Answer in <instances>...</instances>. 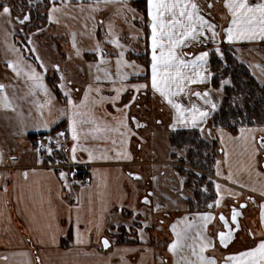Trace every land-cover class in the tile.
<instances>
[{"label": "crops", "instance_id": "obj_1", "mask_svg": "<svg viewBox=\"0 0 264 264\" xmlns=\"http://www.w3.org/2000/svg\"><path fill=\"white\" fill-rule=\"evenodd\" d=\"M194 2L200 7L202 15L218 25L216 31L219 36L212 39L209 32L202 43L188 42L187 46L178 49V54L184 59L190 61L204 51L210 54L212 49L224 44L231 46L237 55L241 52L239 50L241 48L261 46L264 43L259 39L229 43L224 29L231 26V14L224 7L225 0H194ZM250 2L260 3L264 0H250ZM209 4L214 6L209 9L207 7ZM147 11L146 0L147 43L149 57H151V22ZM209 58L203 69H197L207 78L206 82L188 84L182 95L173 98L183 104L185 108L196 105L201 110L208 111V117L205 121L198 122L197 127L185 126L177 122V113L170 106L173 116L171 115L169 131L199 130L202 136L206 137L204 129H207L210 116L213 113L211 104H203L196 95H192L197 99L195 101L191 98L190 92L193 89L213 91L210 86ZM149 65L148 69L151 72V58ZM186 71L192 74V69ZM91 73L92 69L89 68L88 75ZM91 77L93 76L87 77V84L83 87L86 91H83V96H75L72 99L79 105L84 100L89 85H91L92 91L88 93V103L80 111L88 113L96 119L97 123L102 126L106 125L109 129L118 128L120 132L126 133L127 128H129L131 131L132 128L129 126L131 119L134 129L139 130L135 127V116L130 115L129 118V107L118 110L120 114L124 113L122 120L126 117L127 128L121 125L122 120L119 122L118 115L113 120L110 117L106 118V112L117 111L119 105L117 104L118 99L113 101V97L102 94V89H108L110 92L111 89L115 91V89L120 88L123 91L131 90L133 92L135 90L134 85H139L136 84V80L126 79L112 83V81L107 80L92 81ZM149 82L151 85V81ZM71 85L74 86V83ZM102 97L106 99L100 103H94V101H101ZM161 99L164 100L162 97ZM215 104L217 107L219 106L218 103ZM68 111L69 118L65 120V127L69 144L65 154L73 165L86 168L90 174V182L78 186L77 180L68 176L67 185L71 188L69 191V188L64 186L65 181L59 175L63 170H59L54 164H47L46 159L41 163L42 159L35 150H33L35 155L27 160L26 158L22 160L18 156L8 163L3 160L0 163V264H177L181 256H187L195 262L197 258L188 247H185L178 255L169 251L170 245L177 239L176 232L173 231L174 225L177 232L184 233L189 237L184 243L188 245L195 243L197 251H199L200 235H203L205 240L212 241L214 247H209L205 255L215 259L217 264H225L227 256L238 255L253 249L264 240V222L261 220V212L264 211V195L260 194L261 185H264V148H261L259 143L260 138L264 136V131H261L264 129L263 126L240 127L237 134H232L227 129L214 128L213 133L222 149L221 156L214 166L215 202L221 200L219 206L214 204L216 206L215 211L191 212L187 207L182 209L173 194L169 197L170 208H161L160 210L157 208L154 213L150 214L152 221L153 218L157 219V225L152 222L143 230L136 231L133 229L129 231L126 225L130 222V217L140 216L139 212L143 211L145 207L151 209L154 206L159 207V204L163 203V200L157 196L156 190L159 192L158 189L152 190L150 188L149 191H146L145 180L147 179V183L150 185L149 180L154 182L157 177L156 175L151 176L150 179L145 177L143 165L149 163L150 165L165 166L170 165V162L140 160L128 142L124 144L123 148L126 159L117 162L115 158H118L117 154L121 152L116 139H114L117 131L101 132L94 138L91 134L95 129L94 124L82 126L80 144L85 149H91L95 159L89 158L88 151L78 150L76 160L73 161L71 148L74 141L71 139L70 115L72 108L70 105L67 114ZM174 124L175 127H173ZM241 128L256 130L250 134L255 137V144L253 145L251 140L247 141L249 147L254 146L258 149V154L255 155L254 160L250 159L251 153L245 151V142L239 140ZM221 129L223 133H221ZM209 131L211 132V130ZM86 133L88 135H85ZM126 134L128 136V133ZM112 144H116L117 147L114 155L109 149ZM141 149L142 145L139 146L138 150ZM130 153L132 154L130 155ZM103 155H106L108 160L100 159ZM128 156L131 157V160ZM29 160L30 162H28ZM242 162L253 164L251 173L241 170ZM128 165H135L131 167H135L136 170L130 169ZM218 169L220 175H217ZM25 172L28 173L27 178L23 175ZM229 175L232 179L227 178ZM217 184L221 186L219 192L216 189ZM253 187L257 191H252ZM146 198L149 203L144 205ZM241 204L254 208L255 213L251 215L252 228L249 229L246 238L229 255L225 256L224 259L218 258L212 253L218 244V234L212 230L219 220L217 216L222 214L225 207L228 209L238 208ZM204 214H211L215 217L214 220L207 223L206 227L201 219ZM77 232L81 234L83 243H76ZM104 239L109 241L110 246L108 248H104L102 244ZM163 241L164 245L160 244ZM5 257L7 259H4Z\"/></svg>", "mask_w": 264, "mask_h": 264}, {"label": "rangeland", "instance_id": "obj_2", "mask_svg": "<svg viewBox=\"0 0 264 264\" xmlns=\"http://www.w3.org/2000/svg\"><path fill=\"white\" fill-rule=\"evenodd\" d=\"M145 1L126 0L127 8L123 5L110 4L105 6L101 3L99 4L101 10L94 12L92 7L96 6V0H0V5H7L12 8L11 17L0 16V84L5 85V91L15 108V111H13L0 106V153L3 154L5 163L11 162L17 156L21 157L22 160L33 157L36 141L41 140L46 133L52 136L51 141L53 144L59 139L63 145L62 148L57 146L53 153L54 161H59V163H46L54 164L59 170L62 169L63 172L68 173L67 177H78L80 167L69 162L65 154L69 144L66 127L52 132L57 124L65 123V120L69 118V111L67 114L69 108L68 97L65 92L70 93L71 99L82 95L88 76L94 77V79L91 77L92 81L107 80L116 83L117 81H123L121 75L126 74L127 79L136 80V84L148 85L147 89H140V91L136 89L133 92L131 90L123 91L117 100L119 105L117 111L106 112L105 115L106 118L110 117L111 120L118 115L120 122L124 113L120 114L118 110L130 105L129 118L132 115L139 122H144L139 130H135L130 119L129 126L132 130L129 131V128H127L126 133H128V136L127 134L121 135L122 132L120 131L116 132L114 139H116L117 146L121 151L119 152L121 155L115 158L117 162L126 159V155L123 153L126 142L132 146V151L136 152L140 160L170 162V165L165 166L150 165L149 163L143 165L145 177L148 179L153 175L157 177L155 182L149 180L150 185L147 183V179L145 180L146 191H149L150 188L152 190L158 189L159 192L156 190L157 196L163 200V203L159 204V207L154 206L151 209L145 207L143 211L139 212L140 216L130 217L131 220L126 225L129 231L133 229L136 231L143 230L152 222L157 225V219L153 218L152 221L150 214L154 213L157 208L159 210L170 208L168 204L169 197L173 194L182 209H186L187 205L181 193H184L187 197L193 196L192 190L184 184V177L179 173L176 165L173 164L178 163V160L173 157L174 152H177L176 155L178 156H183L184 151H176L170 146V134L175 132L169 131L171 115L173 116L171 105L165 99L162 100L161 96L152 90L149 82L151 81V72L148 69L150 66L148 63H150L151 57L148 53V21L146 13H144ZM54 7L59 8L60 11L53 13L52 8ZM0 11H2V8H0ZM25 15L29 16V20L24 24H20L19 19H22ZM57 20L58 23L55 22ZM110 24L112 25L111 32L109 31ZM73 34H75V47H73ZM113 39H118L123 47L118 48L115 44L109 43ZM97 43L103 49L104 58L107 61V63L100 65L99 70L96 67L100 60V55L95 50ZM222 47H217L220 52H215L221 55L223 52L221 51ZM32 49H35V51ZM77 50H79V55H77ZM239 50L241 52L237 54L238 57L234 50L236 58L245 64L252 75L264 86L263 43L261 46H250L247 49L241 48ZM121 51L124 52L123 59L131 66L118 68L117 60L120 58L119 53ZM37 56L39 59H36ZM18 61L23 62L25 72L31 66L43 75V83L48 89V94H45L39 88L33 90L32 82L24 72L17 76L12 71L9 66L10 63ZM41 63L43 67H41ZM89 65H92V67H89ZM89 68L92 69L91 75H88ZM45 69H47L46 72ZM105 70L110 73V79L105 76ZM61 76L64 77L63 80L60 79ZM48 77H50L53 84L55 83L54 88L49 83ZM97 77H99V80H97ZM224 81L230 82L228 79H224ZM224 81L218 88H213L210 85L212 92L218 95L220 100L224 96V86L229 84H225ZM70 82L74 83V86ZM61 84L64 85V88L60 87ZM54 89H58L61 94L60 97H57ZM197 91L202 90L193 89L190 92L191 98L195 101L197 99L193 96ZM115 92L113 89L110 92L108 89H102V94L110 97H116ZM233 102L243 108L245 105L243 103L244 96L235 97ZM218 108L212 109L213 112ZM45 122H47V127L44 126ZM257 126L262 127L263 125H256L255 127ZM207 128H210L213 133L215 127H211L209 121ZM61 132L65 135L58 137V133ZM141 145L142 149L138 150ZM116 148V144L109 147L113 155ZM35 151L37 152V150ZM104 157L107 156L103 155L100 159L108 160V157ZM46 160L48 159L46 158ZM129 160H131V157H129ZM133 160L135 159L133 158ZM131 166L135 165H128V167L136 170L135 167L132 168ZM82 169L86 170V168ZM164 172L165 174H163ZM211 204H207L208 209L211 208L209 207ZM172 207L174 206L172 205ZM224 209L222 215L229 221L231 212L228 207ZM254 213L252 206L243 210L242 217L239 219L240 227L235 230L232 242L226 249L217 244L216 249L212 251L213 255L224 259L240 245L242 240L246 238L249 229L252 228L251 215H254ZM222 227L223 224L219 219L212 230L215 234H218ZM160 244L164 245V241Z\"/></svg>", "mask_w": 264, "mask_h": 264}, {"label": "snow or ice", "instance_id": "obj_3", "mask_svg": "<svg viewBox=\"0 0 264 264\" xmlns=\"http://www.w3.org/2000/svg\"><path fill=\"white\" fill-rule=\"evenodd\" d=\"M103 3L105 6L110 4L123 5L127 8L126 0H96V6L92 7V11H100L99 4ZM214 5L209 4L207 7L211 9ZM224 7L231 14V26L224 29L226 33V39L229 43H233L239 40H262L264 41V2L260 3H251L250 0H225ZM2 11H0V16L11 17L12 8L7 5H0ZM83 10V6L81 5ZM147 14L150 17V27H151V88L154 92L159 93V95L164 98L169 105H171L177 113L176 119L178 123H182L185 126L197 127L198 122H203L209 115L208 111H203L196 105H192L190 108H185L183 104L175 101L173 98L180 96L184 93L188 84H197L205 83L207 78L197 71V69H203L207 63L209 53L207 51L201 52L198 56H195L192 60H186L181 55L178 54V49L187 46L190 41H197L202 43L203 39L207 37V33L210 32L211 38L215 39L219 36V33L216 31L218 27L217 24L212 23L204 15L201 14V9L194 0H147ZM129 11H134L128 9ZM59 8H52V12H59ZM19 19V18H18ZM29 20V16L25 15L22 19H19L20 24H24ZM55 22H59L58 20ZM102 23V21H101ZM112 25H109V31L111 32ZM109 43L115 44L116 47L122 48L123 46L119 43L118 39L110 40ZM75 34H73V47H75ZM35 51V49H32ZM99 55L100 60L99 64L96 65L97 69L101 64L107 63L105 60V53L100 47L99 43L96 45L95 49ZM217 52H220V49H216ZM79 50H77V55H79ZM119 59L117 60V65L119 67L131 66L123 59L124 52L119 53ZM36 59H39L37 56ZM12 71L19 76L21 72L28 77L32 82L33 90L39 88L42 89L45 94H48V89L43 83L44 77L38 72L35 68L29 66V70L25 72L23 62L18 61L15 63H10L9 65ZM41 67H43L41 63ZM92 67V65H89ZM187 69H192V74H189ZM57 70H59L57 68ZM45 72L47 69L44 70ZM105 76L109 77L110 73L105 70ZM128 77L126 74L121 75V80H126ZM61 80L64 79L63 76L60 77ZM99 80V77H97ZM115 83V81H112ZM225 84L229 83L224 81ZM61 88H64V85H60ZM137 91L140 89H147V84L134 85ZM92 91L91 85H89L88 93ZM99 91V90H97ZM117 95L113 97V101L119 98V95L123 89H115ZM88 93L85 94L84 100L78 105L74 100L71 99L69 92H65V95L68 97V104L71 106L72 111L70 115V130H71V139L74 141V144L71 148V159L76 160V153L78 150L88 151L89 158L95 159L91 149H85L80 144L81 141V129L85 124H94L95 129L91 133L94 138L97 134L101 132H107L109 130L119 131L118 128L109 129L106 125L102 126L97 123L94 117H91L88 113L80 111L86 107L88 103ZM34 94V91H33ZM195 95L201 99H204L206 104H211L213 110L216 109V104L213 103L208 97L209 93H200L196 92ZM106 99L101 98V101H94V103H100ZM0 106L11 109L15 111L13 107L12 100L8 97L7 92L5 91V85L0 84ZM130 107V105L125 106ZM121 125L125 128L128 127L126 122V117L122 120ZM45 127H47V122H45ZM138 126H140L138 124ZM176 125L174 124L173 127ZM130 131V130H129ZM203 131V129H201ZM256 131L255 129H240L239 140L245 142V151L251 153L250 159L254 160L255 155L258 154V149L256 147H249L247 141L251 140L253 145L255 144V137L251 136L252 132ZM264 131V129H261ZM221 133L223 130L221 129ZM134 134V133H133ZM65 134L63 132L58 133V137H63ZM85 135H88L87 133ZM121 135H126V133H121ZM260 147L264 148V136L260 138ZM63 147L60 143V140L57 139L55 144L52 143L51 138H49V146H45L43 143L37 148V151L44 150L48 157H53L55 148ZM121 155L120 153L117 154ZM107 158V157H104ZM3 162V154L0 153V163ZM41 163L44 161L41 160ZM57 164L59 161H55ZM219 163V162H218ZM253 164L242 162V171H248L251 173ZM27 178L28 173L23 174ZM62 180L65 181V187L71 188L67 185V173L61 171L59 173ZM217 175H220L219 169L217 170ZM259 175V173H257ZM232 179L231 175L227 177ZM235 182V181H234ZM243 187V185H241ZM221 186L216 185L217 192L220 191ZM252 191H257L255 187L251 189ZM260 194L264 195V185H261ZM222 199V198H221ZM251 199V198H249ZM145 204L149 203L147 198L144 201ZM216 205L219 206L221 200H217ZM212 207V205H209ZM241 208L246 207V205H240ZM241 215V212L237 209L232 210L231 220L237 222V218ZM201 219L204 221V226H207L209 221L215 219L211 214H204L201 216ZM220 219L224 222V227L227 228V232H219V242L225 248L228 247L229 243L234 238V233L232 227L229 225L228 219L223 215L220 216ZM261 220L264 222V211L261 212ZM236 228L238 230L239 225L236 223ZM173 231L176 232V241L172 243L169 247V251L174 255H178L183 251L185 247L191 249L192 254L196 256V261L193 262L187 256H181L177 261V264H217V261L213 258H209L205 255V252L209 247H214V243L210 240H205L203 235L199 236V251L196 249V244L193 243L188 245L184 243L189 237L181 232L176 231V226H173ZM81 234L77 232L76 243H83ZM103 246L108 248L109 241L104 239L102 241ZM4 259H7L5 257ZM225 264H264V240H262L259 245L253 249H250L245 252H241L238 255H229L225 258Z\"/></svg>", "mask_w": 264, "mask_h": 264}, {"label": "trees", "instance_id": "obj_4", "mask_svg": "<svg viewBox=\"0 0 264 264\" xmlns=\"http://www.w3.org/2000/svg\"><path fill=\"white\" fill-rule=\"evenodd\" d=\"M222 46L221 55L214 49L209 54L211 86L220 87L224 79L230 82L223 88L224 96L220 100L218 110L210 116V126L227 129L232 134H237L240 127L264 126V86L252 75L250 69L236 58L233 48L226 44ZM48 81L54 88L55 83H52L50 77ZM54 91L57 96L61 95L58 89ZM239 95L244 96L243 108L233 102ZM62 127H65L64 122L57 124L52 132L59 131ZM169 141L176 151H184L183 156L174 152L173 157L181 165L178 170L185 179V185L194 192V198L189 201L190 211L204 212L213 209L214 205L211 204L212 207L208 209L207 204L213 203L216 197L212 179L213 166L221 152L218 140L204 138L199 130H178L170 134ZM46 161L55 162L53 157ZM86 174L89 172L80 168L77 174L79 176L73 178L77 180Z\"/></svg>", "mask_w": 264, "mask_h": 264}, {"label": "flooded vegetation", "instance_id": "obj_5", "mask_svg": "<svg viewBox=\"0 0 264 264\" xmlns=\"http://www.w3.org/2000/svg\"><path fill=\"white\" fill-rule=\"evenodd\" d=\"M219 103H220V102H219ZM219 103H218V104H219ZM219 106H220V104H219ZM219 106H218V107H219ZM216 111H217V110H216ZM212 114H213V113H212ZM208 129L210 130V128L204 129L205 132H206V134H205L206 137H205V138L208 137L209 139H215V140H217V138H215V135L212 133V130H211V132H210ZM217 142H218V141H217ZM170 146H171V145H170ZM171 147H172V146H171ZM221 152H222V149H221ZM221 152H220V153H221ZM220 156H221V154L219 155V157H220ZM219 157H218V159H219ZM174 159H175V158H174ZM218 159L215 161V165H216V162L218 161ZM173 164L176 165L177 169H178V166H181L179 163H173ZM215 165H214V166H215ZM214 166H213V167H214ZM178 171H179V170H178ZM179 173H180V172H179ZM87 175L90 177V174H87ZM214 179H215V167H214V176H213V179H212V180L214 181V183H215V180H214ZM155 180H156V178L154 179V182H155ZM184 184H185V181H184ZM190 190H191V189H190ZM214 190H215V186H214ZM192 192H193V191H192ZM150 195H152V194H150ZM215 195H216V193H215ZM181 196H182L183 199H184L186 195H185L184 193H181ZM193 198H194V192H193V196H192V197L188 196V197H186V198L184 199L185 204L187 205V208H188L189 211L191 210V209L189 208V201L192 200ZM215 200H216V197H215ZM148 201H149V200H148ZM213 203L215 204V201H214ZM213 203H212V205H214ZM246 207H247V206H246ZM246 207H245V208H246ZM238 208H239V207H238ZM245 208L242 209V212H243V210H244ZM213 209H214V210L216 209V206H215V205L213 206ZM231 210H232V209L229 208V211H230V212H231ZM207 211H208V210H207ZM204 212H206V211H204ZM131 215H133V214H131ZM221 215H222V214H221ZM221 215H220V216H221ZM220 216H218V217H220ZM225 218H226V217H225ZM240 218H241V217H240ZM240 218H239V219H240ZM219 219H220V218H219ZM220 220H221V219H220ZM229 221H230V220H229ZM221 222H222V220H221ZM222 224H223V223H222ZM239 226H240V225H239ZM231 227H232V229L235 228V226H234L233 224L231 225ZM223 228H224V225H223V227L221 228V231H225ZM221 231H220V232H221ZM218 234H219V233H218ZM234 234H235V232H234ZM232 240H233V239H232ZM217 242H218V241H217ZM231 242H232V241H231ZM231 242H230V243H231ZM230 243H229V244H230ZM218 244L221 245L220 242H218ZM224 248H225V247H224Z\"/></svg>", "mask_w": 264, "mask_h": 264}, {"label": "water", "instance_id": "obj_6", "mask_svg": "<svg viewBox=\"0 0 264 264\" xmlns=\"http://www.w3.org/2000/svg\"><path fill=\"white\" fill-rule=\"evenodd\" d=\"M197 92H199V91H197ZM209 93V99L212 101V102H214V103H219L220 102V99H219V96L218 95H216L215 93H213V92H209L208 90H206V91H200V93ZM196 93V92H195ZM195 93H194V95H195ZM203 104H206L205 102H204V99H201V98H199V97H197ZM208 105H210V104H208ZM134 122H135V127L136 128H140V127H142L143 126V122H139V120H137V119H135L134 120ZM138 124L140 125V126H138ZM241 205H246V204H241ZM245 208V207H244ZM234 208H232V210H233ZM235 209H237L238 211H240L241 212V215L237 218V222H238V225H239V218L240 217H242V214H243V212H242V209L243 208H241V207H239V208H235ZM232 210H231V215L230 216H232ZM227 219V218H226ZM237 222H233L232 220H231V218H230V221H229V225L231 226L232 224L235 226V228H233V233L235 232V230H237V228H236V223ZM222 223H223V225H224V222L222 221ZM240 227V226H239ZM225 231L224 232H227V228H223ZM218 242H219V235H218ZM103 244V243H102ZM110 245V244H109ZM221 246H223V245H221ZM224 247V246H223ZM105 248V247H104Z\"/></svg>", "mask_w": 264, "mask_h": 264}, {"label": "built area", "instance_id": "obj_7", "mask_svg": "<svg viewBox=\"0 0 264 264\" xmlns=\"http://www.w3.org/2000/svg\"><path fill=\"white\" fill-rule=\"evenodd\" d=\"M52 136H49V134H44L43 138L41 140H39L36 144H35V150H37V148L40 146L41 143H43L46 147L49 146V138H51ZM39 153V157L44 160V159H49L50 157H48L47 153L44 150L41 151H37ZM90 182V177L86 174L80 178L77 179L76 184L79 186L81 185H85L87 183Z\"/></svg>", "mask_w": 264, "mask_h": 264}]
</instances>
